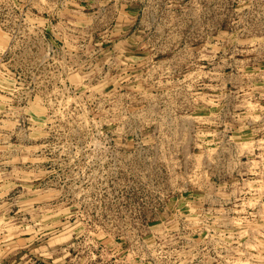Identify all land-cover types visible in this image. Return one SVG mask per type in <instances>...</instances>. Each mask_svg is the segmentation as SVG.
I'll return each instance as SVG.
<instances>
[{
	"label": "rangeland",
	"instance_id": "1",
	"mask_svg": "<svg viewBox=\"0 0 264 264\" xmlns=\"http://www.w3.org/2000/svg\"><path fill=\"white\" fill-rule=\"evenodd\" d=\"M40 1L0 0V264H264V0Z\"/></svg>",
	"mask_w": 264,
	"mask_h": 264
},
{
	"label": "crops",
	"instance_id": "2",
	"mask_svg": "<svg viewBox=\"0 0 264 264\" xmlns=\"http://www.w3.org/2000/svg\"><path fill=\"white\" fill-rule=\"evenodd\" d=\"M31 2H32V5H34L35 7L38 5H42V2L40 1V3H39V0L37 1V0H30ZM74 1V0H73ZM34 3V4H33ZM51 8L52 7H49V8H45L43 11V13L44 14H46V16H45V18H44V20H52V18H53V15H51L50 13V10H51Z\"/></svg>",
	"mask_w": 264,
	"mask_h": 264
}]
</instances>
